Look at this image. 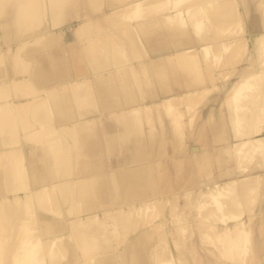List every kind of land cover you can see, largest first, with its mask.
<instances>
[{
	"label": "bare ground",
	"instance_id": "bare-ground-1",
	"mask_svg": "<svg viewBox=\"0 0 264 264\" xmlns=\"http://www.w3.org/2000/svg\"><path fill=\"white\" fill-rule=\"evenodd\" d=\"M0 58V264L45 250L64 264H264V0H17L0 16ZM211 88L223 126L185 143V175L168 180L165 117L179 128L176 102ZM224 204L235 209L186 228L187 210Z\"/></svg>",
	"mask_w": 264,
	"mask_h": 264
},
{
	"label": "rangeland",
	"instance_id": "rangeland-1",
	"mask_svg": "<svg viewBox=\"0 0 264 264\" xmlns=\"http://www.w3.org/2000/svg\"><path fill=\"white\" fill-rule=\"evenodd\" d=\"M15 2H17V0H4V3L7 4V7L1 8L2 5L0 4V16H2L5 13H7L10 10L11 5L13 3H15ZM6 4L4 6H6ZM186 5L189 6L190 4L188 5V3H187ZM183 6H185V5H183ZM183 6H182V9H183ZM160 8H162V2H159L157 4H154L148 10V12L150 11L148 14H151V12H155L154 14H158V13H160V12H158L160 10ZM239 21L241 22V20H239ZM121 23H122V21H121ZM121 23H116V26L117 27L121 26ZM35 28H39V19L37 17L34 18V21L33 22L28 23L26 25V28L25 29L27 31H29V30L35 29ZM15 31H17V29H15ZM241 47H242V45L240 46V48ZM240 51H239V49L238 50L236 49L235 53H231L232 56H231L230 60L227 62V64H226L227 66L236 65V64L240 63L243 60V59L237 58V55L240 53ZM141 55H142V57H144V53H141ZM142 57L140 56L139 58H142ZM2 60H3V58L2 59L0 58V63H2L1 62ZM212 66L213 67L211 68V71H216L218 68H220V66L219 67L216 66V65H212ZM168 67L169 66H167V65L165 66V71H168L169 70V69H167ZM172 67L175 68V64H173ZM152 69L154 70V68H149V70H151V71H152ZM176 69H178L177 66H176ZM196 70H198V68ZM200 70H201V68H200ZM200 70H198V72H197L198 75L200 73L199 72ZM193 71H195V70H193ZM163 73H164V71H162V74ZM171 73L172 72L169 70V74H171ZM189 74H191V73H189ZM163 75H165V74H163ZM174 75L175 76H178L179 74H176V72H175ZM195 75H197V74H194L193 76L195 77ZM169 77H171V75H169ZM189 79H191V78L189 77ZM152 82L158 88V85L159 86L160 85H165V84L170 85V82H172V81L169 82L167 80H164L163 78H159L158 76H154ZM19 83L21 84L20 87H19L20 89H26L27 88V85H28V87L30 86L28 84L29 82H27L26 84L24 82H19ZM220 93H221V91H219V90L217 91V90L211 88L209 90V92L206 93V95L204 97L198 99L196 102H194V101H191V102H185V101L176 102L175 107H177V108H175V110L178 109V112H179V109H180V111H181V114H180V119L181 120L180 121H182V123L179 126V128H175L174 130H172V128H170V124L168 123L169 122L168 119H167L168 117H165L166 118V126L165 127L168 128V132L169 133L167 132V134H168V136L170 135L169 137H170L171 140H170L169 144H166L168 146H165L164 149H165V153L168 152L169 154H171V156L168 157L167 159L166 158H163V159H165V160H163L164 163L160 164L162 167H165V168H167L169 170V171H167L166 174H164L163 177L167 178L168 180H173V181L174 180H178L179 178L184 177L185 171H186V167H185L186 165L184 164L183 159H181V158L180 159H177L176 157H178L179 155H181L183 153V151H184L183 149L185 148V143L190 142V141H194V142H197L198 141L197 143H205V142H207L209 140V137H210V135L212 133H214L217 129H219L221 127V125L223 126L222 120H221V117H222L223 114L219 113V111H220V109L222 107H225L226 104L224 103V101H222V100L220 101L218 99V96H219ZM214 95L215 96L217 95V98ZM247 100H249L248 103H250V105H248V103L246 102ZM247 100L246 101H243V102H246V104H244L243 102L241 103V104L244 105L245 108L247 106H251V102L252 101L250 99H247ZM220 103H222V104L220 105ZM159 108H162V106H159ZM242 109H244L243 106H242ZM208 110H210V111L208 112ZM236 113H237V115H240L241 114L240 110L237 111ZM198 114L200 116H198ZM220 114H221V116H220ZM260 119H261V121L259 122V126L262 125V122H263V119L262 118H260ZM220 123H221V125H220ZM144 127H145V125H144ZM156 127H157V129H161V126L159 124H156ZM191 127H192V129H191ZM195 128H199V131H198L197 136L196 137H193L192 136L193 135V130ZM187 132H189V133L191 132L190 135H188ZM199 133H200V135H199ZM218 142L221 143L222 142V139H220L219 141H217L215 145H217ZM94 143L97 145V141H95ZM170 144H171V146H170ZM173 149H174V152H173ZM225 153H226V151L225 152H222L221 153V156L222 157L225 156L224 155ZM167 174H169V175H167ZM178 201H180L181 203H184V199L183 198L178 199ZM49 202H50L49 204H54L55 203V202H53L51 200ZM230 206L231 205H225L224 204V206L222 207L221 210H218V211L215 210L214 211V210L211 209V211H209V213H207L208 212V209H204L205 212L207 211L206 213L208 215H206L205 212L202 213V211H201V213L200 212L198 213V212L195 211V213L197 214V215L195 214V216H193L195 209L194 208L193 209H189V211L187 210V216H186V218H184V222H185L186 228H188V227L189 228L190 227H194L196 229L198 226L195 225L194 220L195 221L196 220H199L202 216H203V219H208L209 221L217 222L218 221L217 220L218 219V216H220L221 213L233 212V209H235V207L233 208L231 206V208H230ZM154 207H156V206L154 205L153 208ZM100 208L101 207H98V208H95V209L98 210ZM225 209H226V211H225ZM229 209H232V210H229ZM149 210L152 211V206L149 207ZM29 212H30L29 211V208L27 207V209L23 212V215L27 216ZM244 215L246 216L247 214L245 213ZM159 218H160V215L155 216V219H159ZM168 220H169V218H168ZM188 221H190V223H188ZM28 227L31 228L32 226L29 225L26 228H28ZM142 227H145V226H142ZM140 230H141V227L135 228V230H133V232L131 234H129L122 241H120L119 244H122L125 241L128 242L129 238L132 237L134 233H136L137 231H140ZM36 233L37 232H35V230L34 231H31L28 234V237L29 238L34 237L36 235ZM190 235L191 236H189L188 238H186V240H188L190 237H196V234L191 233ZM70 244H73L74 246H76V244H80V242H78L76 240H71V243ZM35 245L36 244H33V245L30 244L29 248L32 247V249L30 248V250H33L34 248H36ZM34 250H36V249H34ZM43 250H45V249H43ZM154 251L155 250H153V252ZM51 253H52L51 251H48V250L46 251L45 250V255H44V258H43V262L42 263L39 262V264H64L65 263L66 258H61V259H59L57 261H50V258L48 256H50ZM87 254L88 253L85 252V250H81V252L79 253V258L84 257ZM190 257H192V256H190ZM246 259H250V261L249 260H246ZM194 260H195V264H197L198 261L195 258H191V261H194ZM245 260H246L245 261L246 264H258L260 262V260L257 261V258L254 257L253 255H250L249 258L247 256V258H245ZM148 261L151 262L152 264H160V262H162V256H161V254H159L157 256H151V257L149 255ZM112 264H115V263H112ZM116 264H120V262H116Z\"/></svg>",
	"mask_w": 264,
	"mask_h": 264
},
{
	"label": "crops",
	"instance_id": "crops-1",
	"mask_svg": "<svg viewBox=\"0 0 264 264\" xmlns=\"http://www.w3.org/2000/svg\"><path fill=\"white\" fill-rule=\"evenodd\" d=\"M68 34H67V36H68V38L70 37V33H69V31L67 32Z\"/></svg>",
	"mask_w": 264,
	"mask_h": 264
}]
</instances>
